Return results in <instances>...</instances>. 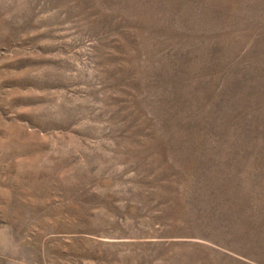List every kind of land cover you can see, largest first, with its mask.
<instances>
[{"label": "rangeland", "instance_id": "rangeland-1", "mask_svg": "<svg viewBox=\"0 0 264 264\" xmlns=\"http://www.w3.org/2000/svg\"><path fill=\"white\" fill-rule=\"evenodd\" d=\"M0 264H264V0H0Z\"/></svg>", "mask_w": 264, "mask_h": 264}]
</instances>
